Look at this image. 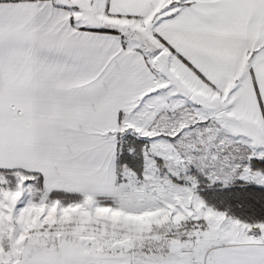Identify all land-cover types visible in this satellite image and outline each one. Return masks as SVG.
Instances as JSON below:
<instances>
[{
  "label": "snow or ice",
  "instance_id": "obj_1",
  "mask_svg": "<svg viewBox=\"0 0 264 264\" xmlns=\"http://www.w3.org/2000/svg\"><path fill=\"white\" fill-rule=\"evenodd\" d=\"M202 180L264 188V0H0V264H264Z\"/></svg>",
  "mask_w": 264,
  "mask_h": 264
},
{
  "label": "trees",
  "instance_id": "obj_2",
  "mask_svg": "<svg viewBox=\"0 0 264 264\" xmlns=\"http://www.w3.org/2000/svg\"><path fill=\"white\" fill-rule=\"evenodd\" d=\"M118 144L122 145V150L117 156V162L134 167L139 162L142 139L126 135L119 139ZM130 146L136 149L135 155L128 153L127 149ZM209 196L220 198L217 203L214 200L215 205H219V200H221L222 206L219 209H226L229 206L231 209L237 210L236 213L248 212L247 214L255 221H264V188L262 187L238 184L230 189L219 190L214 195L209 194Z\"/></svg>",
  "mask_w": 264,
  "mask_h": 264
},
{
  "label": "rangeland",
  "instance_id": "obj_3",
  "mask_svg": "<svg viewBox=\"0 0 264 264\" xmlns=\"http://www.w3.org/2000/svg\"><path fill=\"white\" fill-rule=\"evenodd\" d=\"M126 135H132V134L130 132H126L121 137H119V139H122ZM238 184L258 187L254 184H244L242 181H236L231 186H229V188H227V189H230V188H232ZM219 190L223 191L225 189L221 188L219 183L209 186V184L206 180H202V182L200 183L199 188H198V194L205 200V202L209 206L214 207L216 210L225 211L228 215H231V216H234L235 218L241 219L243 222H248V223L257 222L253 219V217H250V215L247 214L248 212L241 211L240 213H236L237 210H233L229 206L226 209H223V208L219 209V207L222 206L221 200H219V205H215L214 200H216V203H217L218 202L217 200L220 198L217 196L216 197H210L209 196V194L214 195V193H216ZM261 222H264V221H261Z\"/></svg>",
  "mask_w": 264,
  "mask_h": 264
},
{
  "label": "crops",
  "instance_id": "obj_4",
  "mask_svg": "<svg viewBox=\"0 0 264 264\" xmlns=\"http://www.w3.org/2000/svg\"><path fill=\"white\" fill-rule=\"evenodd\" d=\"M118 143H119V139H118Z\"/></svg>",
  "mask_w": 264,
  "mask_h": 264
}]
</instances>
